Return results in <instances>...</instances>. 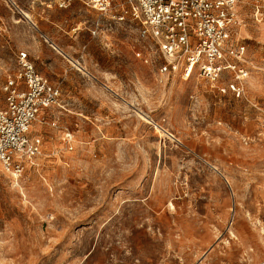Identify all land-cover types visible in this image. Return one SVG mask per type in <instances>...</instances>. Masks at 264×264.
<instances>
[{
  "label": "rangeland",
  "instance_id": "rangeland-1",
  "mask_svg": "<svg viewBox=\"0 0 264 264\" xmlns=\"http://www.w3.org/2000/svg\"><path fill=\"white\" fill-rule=\"evenodd\" d=\"M237 10L263 67L264 0ZM139 31L85 0H0V101L20 51L62 99L23 176L0 164V264H264V70L242 98L198 75L161 82Z\"/></svg>",
  "mask_w": 264,
  "mask_h": 264
},
{
  "label": "built area",
  "instance_id": "built-area-1",
  "mask_svg": "<svg viewBox=\"0 0 264 264\" xmlns=\"http://www.w3.org/2000/svg\"><path fill=\"white\" fill-rule=\"evenodd\" d=\"M85 4L100 18L139 25L140 36L154 49L161 82L174 73L184 80L198 75L212 84L225 81L233 96L242 98L252 69L264 70V58L263 67L253 66L246 46L236 38L242 23L238 0H85ZM136 55L144 63L153 61L150 53L139 50ZM16 63V72L1 88L0 164L18 180L44 151L43 134L31 135V127L51 109L62 108V99L60 88L37 70L28 52L20 51ZM52 126L58 127L57 121ZM73 139L65 129L62 140L69 150Z\"/></svg>",
  "mask_w": 264,
  "mask_h": 264
},
{
  "label": "bare ground",
  "instance_id": "bare-ground-1",
  "mask_svg": "<svg viewBox=\"0 0 264 264\" xmlns=\"http://www.w3.org/2000/svg\"><path fill=\"white\" fill-rule=\"evenodd\" d=\"M21 12L23 13V15L27 18V19H29V20H31V17H30V15H29V13H27L26 11H24V10H21ZM261 30H262V33L264 34V25H262V27H261ZM241 31L242 32H245L246 31V29L244 28V26L243 27H241ZM45 38H46V40H48V38L45 36ZM53 47L58 51V52H60V53H63V55H67V53L66 52H62L61 51V49L60 48H58L55 44H53ZM69 59H70V61L74 64V65H76V66H79L81 69H84L81 65H80V63L79 62H77L76 60H74L73 58H71V57H69ZM251 79H252V77H251ZM251 84H253V81L251 80ZM42 121H41V119L39 118V120H38V122H36L32 127H31V131L34 129V130H36V131H40L41 130V128H42ZM43 155V153L41 154V156ZM38 158H40V156L38 157ZM34 161V160H33ZM35 162V161H34ZM29 166V164L27 165V167ZM163 215H164V213L163 212H161V213H159V215H157L156 216V218L158 219V218H161V217H163ZM156 218H154V220H156ZM100 245H101V243L99 242V243H97L96 244V246H95V249L93 250V252L88 256V259H87V261H86V263H89L94 257H95V255L98 253V251H99V249H100ZM112 248H114V246H112L111 248H109V249H107L105 252H104V254H106V257L108 258V256H109V253H110V251L112 250ZM77 250H79V249H77ZM251 250H253V249H251ZM135 252L133 251L132 253H131V255H133ZM117 258H118V256H117ZM129 258H131V256H129L127 259H129ZM126 262H127V260H126Z\"/></svg>",
  "mask_w": 264,
  "mask_h": 264
}]
</instances>
